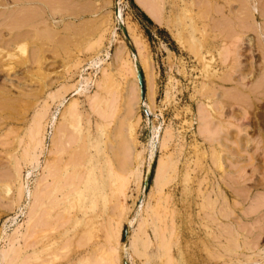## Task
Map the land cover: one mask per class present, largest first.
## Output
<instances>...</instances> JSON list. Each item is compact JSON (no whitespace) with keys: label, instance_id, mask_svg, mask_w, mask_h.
<instances>
[{"label":"rangeland","instance_id":"obj_1","mask_svg":"<svg viewBox=\"0 0 264 264\" xmlns=\"http://www.w3.org/2000/svg\"><path fill=\"white\" fill-rule=\"evenodd\" d=\"M50 1L0 0V264H264V0Z\"/></svg>","mask_w":264,"mask_h":264},{"label":"bare ground","instance_id":"obj_2","mask_svg":"<svg viewBox=\"0 0 264 264\" xmlns=\"http://www.w3.org/2000/svg\"><path fill=\"white\" fill-rule=\"evenodd\" d=\"M3 1H6V0H3ZM7 1H8V0H7ZM19 1H20V0H19ZM21 1H23V2H25V3H27V4H30V5H31V4H35L36 6L39 7V6L41 5V2H42V1L44 2L45 0H21ZM46 1H48V0H46ZM52 1H53V0H52ZM52 1H50V2H52ZM60 1H61V0H60ZM14 2H15V0H14ZM23 2H22V3H23ZM54 2L57 3V0H54ZM140 2H141V1H140ZM140 2H139V3H140ZM151 2H152V1H151ZM3 3H4V2H3ZM3 3L1 2V4H3ZM5 3H6V2H5ZM45 3H46V2H45ZM143 3H144V2H143ZM46 4H49V5H50L49 2L46 3ZM54 4H55V3H54ZM6 5H7V4H6ZM80 5H81V4H80ZM142 5H143V4H142ZM20 6H22V5H20ZM52 6L54 7L53 4H52ZM83 6H85V5H83ZM143 6H147V5H143ZM148 6H149V5H148ZM150 6H151V5H150ZM0 7H2V6L0 5ZM33 7H34V6H33ZM4 8H5V7H4ZM10 8L12 9V7H10ZM10 8H9V9H10ZM20 8L22 9L23 7H20ZM26 8H27V7H26ZM30 8H31V7H30ZM34 8H35V7H34ZM61 8H62V7H61ZM147 8H148V7H147ZM9 9H8V11H10ZM27 9H29V7H28ZM27 9H26L25 11H27ZM31 9H32V10L29 9L27 12L24 11V14H25V15L23 16V15L21 14V17H22V16H23V17H22V18L20 17V19L17 20L16 23H15V21H14V22H13L14 25H16V26H18V27H19V26H22V27H23V25H24V26H26V25H29V26H30L31 24H33V23L35 22V21H33L35 18H39V17H41V16L39 15L40 13H39L38 8H37V9H33V8H31ZM52 9H53V8H52ZM54 9H55V8H54ZM149 9H150V8H149ZM149 9H147V11L151 12V10H149ZM1 10H4V9H1ZM19 10H20V9H19ZM65 10H66V9H65ZM1 12H2V13H1ZM1 12H0V14L2 15L5 11H4V12L1 11ZM15 12H16V11H15ZM20 12H21V11H20ZM55 12H56V11H55ZM119 12H120V11H119ZM119 12H118V13H119ZM6 13L9 14V12H6ZM10 14H11V13H10ZM17 14H18V13H17ZM19 14H20V13H19ZM1 15H0V16H1ZM118 15H119V14H117V16H118ZM120 15H121V14H120ZM6 16H7V15H6ZM6 16H5V17H6ZM9 16H10V15H9ZM14 16H15V15H14ZM17 16H19V15H17ZM154 16H155V15H154ZM7 17H8V16H7ZM119 17H120V16H119ZM35 20H36V19H35ZM10 21H11V20H10ZM12 21H13V20H12ZM40 21H41V20H40ZM40 21H36L35 24H37L38 22H39L38 24L43 23V22H40ZM8 22H9V20H8ZM8 24H9V23H8ZM35 24H33V25H34V26H37V25H38V24H37V25H35ZM9 25H10V24H9ZM11 25H12V23H11ZM33 25L30 26V27H34ZM45 25H47V24H45ZM29 26H27V27H29ZM13 27H14V26H13ZM13 27H12V28H13ZM46 33H47V32H46ZM15 35H16V34H15ZM23 35H24V34H23ZM25 35H26V34H25ZM52 35L54 36V34H52ZM53 36H52V37H53ZM23 37H24V36H23ZM42 37H43V36H42ZM49 37H50V36H49ZM48 40H49V39H48ZM136 42L138 43V41H136ZM138 45H139V43H138ZM32 53H33V52H32ZM31 55H32V54H31ZM137 69H138V68H137ZM108 79H109V78H108ZM109 80H110V79H109ZM109 80H108V82H109ZM105 85H107V82H106ZM110 85H111V84H110ZM107 86H108V85H107ZM112 86H113V85H112ZM107 88H109V87H107ZM106 90H107V89H106ZM109 90H110V89H109ZM109 90H108V91H109ZM110 93H111V92H110ZM96 99H97V97H96ZM4 100H5V99H4ZM4 100H3V101H4ZM7 100H8V99H7ZM101 100H102V99H101ZM5 102H6V101H5ZM99 102H100V101H99ZM99 102H98V103L95 102V103H96V106H98V107H100V106H99V105H100ZM104 102H105V100H104ZM7 103H8V102H7ZM95 103L93 102V104H95ZM102 103H103V101H102ZM107 103H108V102H107ZM4 104H5V103H4ZM75 104H76V103H75ZM2 105H3V104H2ZM73 105H74V104H73ZM73 105H72V108L75 107V106L73 107ZM76 105H77V104H76ZM103 105H104V103H103ZM107 105H108V104H107ZM107 105H106V106H107ZM132 105H133V104H132ZM6 106H7V105H6ZM106 106L104 105L105 108H106ZM109 107H111V106H109ZM1 108H2V107H1ZM76 108H77V107H76ZM76 108H75V109H76ZM100 108H101V107H100ZM105 108H104V109H105ZM102 109H103V108H102ZM71 110H72V109H71ZM68 111H69V110H67V112H68ZM72 111H74V110H72ZM76 111H77V110H76ZM97 111H98V110H97ZM77 112H78V111H77ZM77 112H75V113H77ZM101 112H102V111H101ZM69 113L71 114V111H70ZM69 113H68V114H69ZM73 113H74V112H72V114H73ZM98 113H99V112H98ZM103 113H105V112H103ZM106 113H107V112H106ZM70 114H69V116L72 115V114H71V115H70ZM80 114H81V113H80ZM80 114L78 113L77 115H80ZM107 114H108V113H107ZM77 115H76V117H77ZM105 115H106V114H105ZM73 116H74V115H73ZM103 116H104V115H103ZM80 117H81V115H80ZM105 117H106V116H105ZM65 118H66V115H65ZM69 118H70V117H69ZM102 118H103V117H102ZM76 119H77V118H76ZM105 119H106V118H105ZM76 121H77V120H76ZM81 121H82V120H81V118H80V122H81ZM76 123H77V122H76ZM87 123H88V122H87ZM38 124H39V123H38ZM105 125H106V124H105ZM38 126H39V125H38ZM35 128H36V127H35ZM39 128H40V127H39ZM81 128H82V126H81ZM37 129H38V128H37ZM40 130H41V129H40ZM63 131H64V130H63ZM39 133H40V131H39ZM63 133H64V132H63ZM65 133H66V132H65ZM37 134H38V132H37ZM37 134H36V136H37ZM55 134H56V133H55ZM38 135H40V134H38ZM4 136H6V135H4ZM115 136H116V135H115ZM120 136H121V135H120ZM118 137H119V136H118ZM122 137H123V136H122ZM31 138H32V137H31ZM57 138H58V137H57ZM64 138H65V137H64ZM120 138H121V137H120ZM60 139H61V138H60ZM65 139H66V138H65ZM68 139H69V138H68ZM74 139H75V137H74ZM121 139H122V138H121ZM123 139H124V138H123ZM39 140H40V139H39ZM55 140H56V139H55ZM63 140H64V139H63ZM35 141H36V140H35ZM60 141H62V140H60ZM120 141H121V140H120ZM37 142H38V141H37ZM57 142H58V141H56V143H57ZM66 142H67V141H66ZM68 142H69V141H68ZM121 142H122V141H121ZM42 143H43V141H42ZM54 143H55V142H54ZM54 143H53V144H54ZM56 143H55V145H57ZM62 143H65V142H62ZM39 144H40V142H39ZM39 144H38V146H39ZM60 144H61V143H60ZM60 144H58V145H60ZM65 144H66V143H65ZM124 144H125V143H124ZM62 145H64V144H62ZM66 145H67V144H66ZM69 145H70V144H69ZM122 145H123V144H122ZM79 146H80V145H79ZM55 147H56V146H55ZM63 148H64V147H63ZM69 148H70V147H69ZM77 148H78V147H77ZM83 148H84V145H83ZM83 148L81 147L80 151H81ZM122 148H123V147H122ZM35 149H36V148H35ZM64 149H65V148H64ZM111 149H112V148H111ZM111 149H109V150H111ZM60 150H62V148H61ZM60 150H59L58 152H60ZM83 150H84V149H83ZM83 150H82V152H83ZM56 151H57V150H56ZM66 151H67V150H66ZM73 151H74V150H73ZM112 151H114V150H112ZM112 151H111V152H112ZM74 152H75V151H74ZM76 152H77V151H76ZM82 152H81V153L78 152L80 156L77 154V155H78L79 157H81V158H83L84 156H86V155H83ZM115 152H116V150H115ZM56 153H57V152H56ZM61 153H62V151H61ZM66 153H67V152H66ZM83 153H84V152H83ZM112 153H114V152H112ZM120 153H121V152H120ZM62 154L64 155V152H63ZM72 154H73V153H72ZM72 154H70V156H71ZM81 154H82V155H81ZM86 154H87V153H86ZM114 154H116V156H118L117 153H114ZM114 154H113V155H114ZM60 155H61V154H60ZM63 155H62V156H63ZM88 155H89V153H88ZM78 156H77V157H78ZM72 157H73V155H72ZM72 157H71V158H72ZM74 157H75V155H74ZM79 157H78V159H79ZM61 158L63 159V157H61ZM75 158H76V157H75ZM118 158H119V156L117 157V159H118ZM78 159H77L76 161H81V160H83V159H79V160H78ZM113 159H115V155H114V158H113ZM57 160H58V159H57ZM68 160H69V159H68ZM68 160H67V161H68ZM70 160H71V159H70ZM72 160L74 161V159H72ZM90 160H91V156H90V158L88 159V161H86L87 163H86V162H85V163L83 162V164H81V163L79 162L80 165H81V166H80V169H83L84 167H86V164H89V163H90ZM110 160H111V159H110ZM119 160H122V159L119 158V159L117 160V162H118ZM123 160H124V159H123ZM115 161H116V159H115ZM117 162H116V163H117ZM121 162H123V161H121ZM56 163H57V162H56ZM67 163L69 164V163H71V161H70V162L68 161ZM68 164H67V165H68ZM71 164H72V163H71ZM75 164H76V166H77L78 163H75ZM75 164H74V165H75ZM120 164H125V163H124V162H123V163H119V162H118V165H120ZM63 165H64V164H63ZM118 165H117V167H118ZM54 166H55V164H54ZM57 166H58V165H57ZM64 166H65V165H64ZM68 166H71V165L69 164ZM120 166H121V165H120ZM120 166H119V168H121ZM77 167H78V166H77ZM122 167H123V166H122ZM65 168H66V167H65ZM123 169H124V167H123ZM83 170H84V169H83ZM83 170H76V169H75V171L73 172L74 174H70V176H68L69 178L72 176V178H70V179H73V180H71L72 183L69 185V188H68V191H67L68 194H67L66 196H69V197H70V196H73L72 193L74 192V194H78L80 197H82V195L85 194L87 191H91V188L89 189L88 186H87V187L84 186V184L86 183V177H87V175H89V174L87 173L88 171L84 172ZM85 170H86V169H85ZM89 171H90V169H89ZM122 171H123V170H122ZM6 172H7V171H6ZM54 172H55V171H54ZM70 173H71V172H70ZM7 176H8V175H7ZM7 176H5V178H6ZM9 176H10V175H9ZM18 176H19V175H18ZM55 176H56V175H55ZM117 177H118V176H117ZM2 178H3V177H2ZM62 178H63V177H62ZM120 178H121V177H120ZM67 179H68V178H67ZM116 179H117V178H116ZM119 180H120V179H119ZM56 181H57V180H56ZM53 182H54V181H53ZM53 182H52V183H53ZM66 182H67V180H66ZM87 182H88V181H87ZM69 183H70V182H69ZM69 183H68V184H69ZM122 183H123V182H122ZM21 184H22V183H21ZM65 185H66V184H65ZM65 185H63V186L65 187ZM85 185H86V184H85ZM53 186H54V185H53ZM57 187H58V186H57ZM64 187H63V189H64ZM55 188H56V187H55ZM63 189L61 188V190H63ZM19 190H20V189H19ZM57 190H58V189H57ZM115 190H116V188H115ZM59 191H60V189H59ZM19 192H20V191H19ZM118 192H119V191H118ZM64 194H66V193H64ZM93 194H94V193H93ZM117 195H118V194H117ZM18 197H19V195H18ZM55 199H56V198H55ZM57 199H58V198H57ZM57 199H56V200H57ZM58 201H60V200H58ZM52 205H53V204H52ZM54 206H56V205H54ZM70 207H71V206H70ZM56 208H57V207H56ZM48 210H49V209H48ZM61 212H62V211H61ZM35 213H36V212H35ZM48 213H49V212H48ZM56 213H57V212H56ZM58 214H59V213H58ZM56 215H57V214H56ZM56 215H55V216H56ZM59 215H60V214H59ZM32 216H33V215H32ZM47 216H48V215H47ZM62 216H63V215H62ZM31 219H32V218H31ZM31 219H30V220H31ZM33 220H34V219H33ZM50 221H51V220H50ZM50 221H49V222H50ZM62 221H63V220H62ZM35 222H36V220H35ZM32 224H33V223H32ZM37 224H38V223H37ZM46 224H47V223H46ZM60 224H61V223H60ZM60 224H59V225H60ZM78 224H79V223H78ZM34 225H35V224H34ZM28 226H29V225H28ZM35 226H37V225H35ZM48 226H49V225H48ZM31 227H33V226H31ZM141 228H142V227H141ZM40 231H41V230H40ZM108 231H109V230H108ZM143 231H144V229H143ZM37 232H38V231H37ZM31 233H32V232H31ZM33 233H34V232H33ZM39 233H40V232H39ZM116 233H117V231H116ZM169 233H170V232H169ZM34 234H35V233H34ZM172 235H173V234H172ZM84 237H85V236H84ZM82 238H83V236H82ZM113 238H114V237H113ZM135 238H136V237H135ZM135 238H133V239H135ZM40 239H42V238H40ZM84 239H86V238H84ZM133 239H132V240H133ZM171 239H172V238H171ZM81 241H82V239H81ZM85 241H86V240H85ZM87 241H88V240H87ZM135 241H137V240H135ZM145 241H146V240H145ZM114 242H115V240H114ZM131 242L133 243V241H131ZM142 242H143V241H142ZM147 242H148V240H147ZM145 243H146V242H145ZM140 244H141V243H140ZM146 244H147V243H146ZM132 245H133V244H132ZM135 245H136V244H135V242H134V246H135ZM147 245H148V244H147ZM149 245H150V244H149ZM69 246H70V245H69ZM85 246H87V245H85ZM134 246H133V248H134ZM144 246H145V245H144ZM144 246H143V247H144ZM105 247H106V246H105ZM145 247H147V246H145ZM165 247H166V246H165ZM135 248H136V247H135ZM98 249H99V248H98ZM102 249H103V248H102ZM160 249H161V248H160ZM91 256H92V255H91ZM144 256H145V255H144ZM152 257H153V256H152ZM150 260H151V259H150ZM43 262H44V261H43ZM90 262H91V261H90ZM99 263H100V262H99ZM43 264H44V263H43Z\"/></svg>","mask_w":264,"mask_h":264},{"label":"water","instance_id":"obj_3","mask_svg":"<svg viewBox=\"0 0 264 264\" xmlns=\"http://www.w3.org/2000/svg\"><path fill=\"white\" fill-rule=\"evenodd\" d=\"M138 81H139V86H140L141 99L143 100V98H144V87H143V79H142L140 72H138Z\"/></svg>","mask_w":264,"mask_h":264}]
</instances>
